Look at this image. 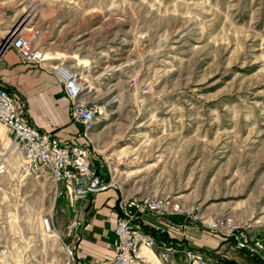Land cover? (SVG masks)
<instances>
[{"label":"rangeland","instance_id":"obj_1","mask_svg":"<svg viewBox=\"0 0 264 264\" xmlns=\"http://www.w3.org/2000/svg\"><path fill=\"white\" fill-rule=\"evenodd\" d=\"M15 28L82 82L98 108L92 166L120 198L167 197L264 231V0H0V48ZM0 157V264H67L76 200L17 173L2 124ZM230 246L190 249L204 264H256ZM183 263L153 247L135 264Z\"/></svg>","mask_w":264,"mask_h":264},{"label":"built area","instance_id":"obj_2","mask_svg":"<svg viewBox=\"0 0 264 264\" xmlns=\"http://www.w3.org/2000/svg\"><path fill=\"white\" fill-rule=\"evenodd\" d=\"M15 28L0 48V61L9 49L17 52L20 61L26 65H38L43 60V53L33 50L31 38L38 34L34 31L28 38ZM57 79L63 86V92L69 102L68 116L71 121L82 127L83 134L94 128L97 122L98 108L81 101L83 84L77 75L65 65L56 67ZM0 124L11 136L12 143L20 152L17 173L22 176H47L56 183H62L70 198L78 200L93 196L111 186L92 166V150L87 142H72L60 139L50 132H41L24 117L23 110L15 94L0 84ZM7 169L6 162L0 157V173ZM146 215L178 216L177 227L183 232L188 226L212 231L223 239H229L233 246L245 250L250 258L264 260V252L259 251L253 237L248 236L251 225L237 224L230 216L208 217L193 207H183L176 200L151 194H135L122 197L118 203V216L114 222L116 247L107 264H135L141 255L142 248L157 247L159 255L166 261L171 260L173 244L167 240L157 241L145 231V226H154L160 231L163 227L151 225ZM84 223L80 216L73 221L75 227ZM67 264H80L69 245L65 246ZM186 258L190 264H204V258L197 251L187 249Z\"/></svg>","mask_w":264,"mask_h":264},{"label":"crops","instance_id":"obj_3","mask_svg":"<svg viewBox=\"0 0 264 264\" xmlns=\"http://www.w3.org/2000/svg\"><path fill=\"white\" fill-rule=\"evenodd\" d=\"M55 53L48 52V55L43 53L44 57L40 64L26 65L20 61L15 51H7L0 61V84L15 94L24 117L38 130L53 133L66 141H85L92 150H95L96 132L93 131L95 126L85 137L82 127L71 121L68 116L69 102L56 76V67L60 65L57 55L61 53ZM95 161L98 166L94 168L104 176L105 173L103 174L99 168L100 159L96 157ZM107 173L106 171L103 178L109 180L110 176ZM122 195L124 193L121 189L111 186L93 196L76 200V208L84 217V223L80 227H75L72 221L70 226L73 230L69 228L68 231L72 233L69 246L72 247L73 254L80 264H107L114 255L116 236L113 228L118 216L119 198ZM146 221L165 229L170 239L167 241L174 247L171 260L168 262L174 263L176 259L187 262L185 252L188 248L214 249L228 245L229 242L233 250L241 251L233 247L232 241L212 235L198 227L188 226L182 232L177 227L180 221L178 216L166 218L146 215ZM253 239L258 250L264 252V231H254ZM65 246L66 244L62 242L60 248L64 254ZM243 255L246 256L245 253Z\"/></svg>","mask_w":264,"mask_h":264},{"label":"trees","instance_id":"obj_4","mask_svg":"<svg viewBox=\"0 0 264 264\" xmlns=\"http://www.w3.org/2000/svg\"><path fill=\"white\" fill-rule=\"evenodd\" d=\"M105 178V176H103ZM145 231L149 232L150 234H152L157 241L160 240H170L169 237L166 234V231H160L157 228H155L154 226H145ZM253 259L255 260L256 264H264V260L260 259V258H256L253 257ZM222 262L224 264H238L237 262H235L232 259H223Z\"/></svg>","mask_w":264,"mask_h":264}]
</instances>
